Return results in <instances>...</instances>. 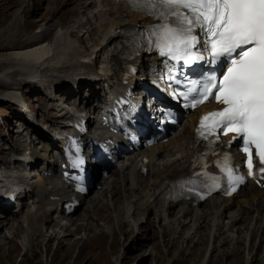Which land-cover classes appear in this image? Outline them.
I'll return each mask as SVG.
<instances>
[{
    "label": "bare ground",
    "instance_id": "obj_1",
    "mask_svg": "<svg viewBox=\"0 0 264 264\" xmlns=\"http://www.w3.org/2000/svg\"><path fill=\"white\" fill-rule=\"evenodd\" d=\"M65 1L70 2L72 5H79L82 0ZM149 20L148 16L130 10L120 0H85L70 25L59 27L55 32L54 39L50 43L45 42L31 48L1 55L0 63L3 62L6 66L4 72L2 70L3 73L0 75V77L2 76L0 81H4V84H6V77L11 78V73L16 72V82L32 79L52 91L63 89V87L68 88L69 81L73 83L77 82L78 79L74 77L75 75L82 77L81 80L91 82L94 79L93 75L86 74L90 72L102 75V79L100 80L101 82H105L109 89H119L121 84L119 83L118 75L114 71L113 60L123 48V43L120 40V29L127 25H140ZM39 27L42 28V31L44 30V27ZM78 29H81L85 35L91 37V43L96 44L94 49L85 48L87 45L83 44L84 42L79 37V34L78 36L74 34ZM91 43L88 45L91 46ZM89 52H94L98 63L97 68L93 64L84 65L78 59L80 55ZM143 58L149 60L150 64L155 67L158 65L155 55L150 54ZM45 65H49V67ZM51 65H54V67H50ZM56 68L57 71L53 73ZM109 70L113 71V74H109ZM140 70L142 71L143 69L141 68ZM31 84L34 83L31 82ZM151 111L153 113L155 109L152 108ZM62 112L65 113L64 110ZM193 117L194 115L192 114H186L181 127L168 136L165 141L155 143L140 151L148 156L145 177L134 174L131 167L125 169L118 167L117 173H115V169L111 170L110 174L103 180V184H100L85 199L83 211L75 219L70 216L62 224H56L60 232H56L53 228H50L45 233L42 232V228L48 222L50 206L47 205V199L41 192V187L47 180H38L32 202V205H36L33 208L30 207L25 215V228L27 230L24 231H26L28 244L32 243L31 239L39 237H41L39 241L41 243L44 242V244L50 238H53L57 241L58 249L62 246L63 238L72 235L73 229H80L85 234L87 231L88 233L85 238L93 236V233L96 231V228L92 226L93 221L101 217L99 214L103 212L102 208L105 205L114 210H112L113 213H110L114 220L105 228H98V233L103 230L106 234L111 235V239H114V234H116V230L119 228L120 234L124 238L125 234L128 235L127 240L120 243L121 245H124L128 239L136 244H139L141 240L147 241L145 238H140L141 240H139L137 236L143 234L144 227H147L148 222H152V232L154 227H157L158 232H161V240L164 245L168 244V240L172 238L170 241L172 246L173 242L182 240L181 245L183 248L189 245V239H202L200 235L208 229L206 243L212 251H218L217 255L223 253L224 256V253H228L229 251L223 247L227 246L226 243H232L234 239V243L229 247L227 246L228 249L230 248L234 251L238 246H236L237 241L239 242L236 234H241L240 232L245 227L247 229V234L244 236L245 241L247 240L246 238L249 239L252 236V232H254L252 222L254 221V215L260 217L261 226L258 227V231L262 233L259 237V241L261 242V237L264 236V190L262 189L247 185L241 192L242 198L240 199V204H236L233 208H226L231 200L220 196H210L206 201L207 206L205 207H194L186 204L182 206L177 205L173 208L174 204H166L164 200L148 201L150 194L157 186L164 182L162 176L176 171L179 166H184L186 160L182 162V159L189 157L196 151V149L191 147ZM186 127H188V131L185 132ZM30 153L33 155L35 150L32 149ZM126 160L127 158L122 159V163ZM83 197L80 196V198ZM98 208H101L102 212H97ZM245 209H247V213H245ZM251 212L253 216L250 215ZM4 215L5 212L3 211L0 219H4ZM184 217H187V219H183ZM248 217L249 221L246 226L243 223L239 224L242 219H244V224H246L245 220ZM9 218L15 219L18 223L16 213H13ZM79 221L81 222L78 225ZM86 222L92 223L91 228L86 225ZM5 223L1 222L0 228ZM66 224L70 225L67 226ZM124 224L127 225L125 230H123ZM92 230L94 231L92 232ZM187 230L189 231L184 232ZM85 234L82 236L75 235L73 238L81 239V243H86L89 238L86 241L84 239ZM166 234L167 237H164ZM211 234L214 238H218V243H215V240L210 242ZM76 239H70L71 241L67 245L69 246ZM250 246L251 244H247L248 253L251 248ZM119 255L121 253H118ZM115 263L117 264V257L115 258Z\"/></svg>",
    "mask_w": 264,
    "mask_h": 264
},
{
    "label": "rangeland",
    "instance_id": "obj_2",
    "mask_svg": "<svg viewBox=\"0 0 264 264\" xmlns=\"http://www.w3.org/2000/svg\"><path fill=\"white\" fill-rule=\"evenodd\" d=\"M64 1L65 0H0V48L15 45L14 48L11 49H0V56L4 54L7 55L12 51L23 50L29 47L31 48L45 42L50 43L54 39L55 32L59 27L70 25L85 0H82L79 5H72L70 2ZM36 26L44 27L43 32H41L45 33L47 36H52L45 42L32 43L28 46H23L36 40V38L29 36H37L41 34V32L39 33L33 30ZM83 32L84 31L81 29H78L74 34L76 36L79 34V37H81L84 42L83 44L87 45L85 48L94 49L96 44L91 43V37L85 35ZM27 37L29 38L26 41L25 38ZM90 43L91 46L88 45ZM143 60L145 61L146 59L143 58ZM4 65L3 62L0 63V75L5 70ZM147 65L148 63L145 61L144 66L142 67L144 72ZM45 66L49 67V65ZM52 66L54 67V65H51L50 67ZM36 67L39 68L38 66ZM56 71L57 68L53 73ZM16 78L17 73L12 72L10 79L14 83L22 82H16ZM0 85H5L4 81H0ZM32 88L35 89V86L33 85ZM100 90L103 93V90ZM87 92L88 91L85 90V94H87ZM56 96L59 97L60 95L56 94ZM69 96H72L71 99H75L74 95L69 94ZM102 97L103 94L99 97L98 103H101ZM186 131H188V128L185 129V132ZM95 189L96 188L92 189L89 194L91 195ZM89 194L87 196H89ZM27 207L28 205L23 208L22 212L26 210ZM102 209L103 212L101 211V208H98L97 210V212H102L99 214L101 217H99L98 220L93 221L92 226L93 228H96L93 236L85 238L88 233L87 231L85 234V232H82L80 229H73L72 235L65 236L63 238V243H61L62 246H58V249L57 241L53 238H50L44 244V242L41 243V241H39V239H41V237H39L31 239L32 243L28 244L26 231H24L27 230L25 228L26 222L22 220V217L21 221L18 223L11 220L12 223L9 226H4L2 232H0L2 233L0 236V264H116V257L117 264H264V236L261 237L262 241L260 242L259 237L262 233L258 231V227L261 226V221L260 217H256V215H254V221H252L254 225L252 236H250L249 239L246 238L247 240L245 241L244 236L247 234V229L245 227L242 232H240L241 234H236V236H238L237 240L239 239V242L237 241L236 244V246L238 245L237 248L234 251L230 248L228 249V247L234 243L235 240L233 239L232 243L226 244L228 247H223L229 251V254L224 253L223 256V253L217 255L218 251H212L206 243V238L208 237L209 232L208 229L200 235V238L202 239H189L190 246L188 245L183 248L181 245L182 240L173 242L174 244L172 246L170 242L172 238L170 237L169 240L167 239L169 243L164 245L161 240V232H158L157 227H154L152 232V222H148L147 227H144L143 234L140 235L141 237L137 236L139 240H141L140 238H145L147 241L141 240L139 244H136L128 239L124 245H121L120 243L127 240L128 235L125 234L124 238V236L120 234L119 228L116 230V234H114V239H111V235L106 234L103 230L98 233V228H105L108 224L113 222L112 220H114L110 214L114 211L111 207L105 205ZM81 211L82 209L76 213V216ZM250 215H252V212ZM183 219H187V217H184ZM248 221L249 217L245 220L246 224H244V219H242L239 224L243 223V225L246 226ZM80 222L81 221L77 224L79 225ZM91 224V222H86V225L89 228H91ZM144 224H146V222H144ZM156 225L158 226V224ZM53 228L56 232H60V229L57 227ZM126 228L127 225L124 224L123 230ZM49 229L50 227H46L45 231L47 232ZM155 230L158 232V236ZM93 231L94 230H92V232ZM188 231L189 230L184 232ZM83 234H85L84 239L86 241L89 238L86 243H81V239L73 238L75 235L82 236ZM164 237H167V234L164 235ZM70 239L76 240L73 243L71 242L68 246L67 244L71 241ZM213 240L216 241L215 243H218V238H214L212 235L210 242ZM247 244H251L249 253ZM118 253H121V255L118 256Z\"/></svg>",
    "mask_w": 264,
    "mask_h": 264
},
{
    "label": "snow or ice",
    "instance_id": "obj_3",
    "mask_svg": "<svg viewBox=\"0 0 264 264\" xmlns=\"http://www.w3.org/2000/svg\"><path fill=\"white\" fill-rule=\"evenodd\" d=\"M134 7L164 21L157 35L162 56L184 63L202 60L192 54L197 46L209 50L216 67L201 83L195 100L213 96L224 107L201 120L215 118L213 127L237 133L242 147L255 145L264 164V0H130ZM187 10L186 12L184 10ZM153 27H157L154 25ZM222 69H226L223 71ZM220 71L219 80L216 72ZM215 89V93H213ZM197 91V81L187 93ZM187 93H183L187 99ZM195 106V104H193ZM203 135V133H201ZM251 169V153L249 152ZM264 173V168H261Z\"/></svg>",
    "mask_w": 264,
    "mask_h": 264
}]
</instances>
